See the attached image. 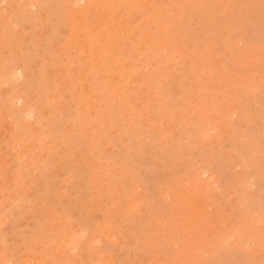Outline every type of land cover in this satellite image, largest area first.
<instances>
[{
    "label": "rangeland",
    "instance_id": "rangeland-1",
    "mask_svg": "<svg viewBox=\"0 0 264 264\" xmlns=\"http://www.w3.org/2000/svg\"><path fill=\"white\" fill-rule=\"evenodd\" d=\"M0 52V264H264V0H0Z\"/></svg>",
    "mask_w": 264,
    "mask_h": 264
},
{
    "label": "bare ground",
    "instance_id": "bare-ground-1",
    "mask_svg": "<svg viewBox=\"0 0 264 264\" xmlns=\"http://www.w3.org/2000/svg\"><path fill=\"white\" fill-rule=\"evenodd\" d=\"M102 20H104V19H102ZM105 22L108 23L107 20H106ZM100 25H104V24H99V26H100ZM55 50H56V49H55ZM0 53H1V52H0ZM102 56H104L105 58L108 56V58H109V55H108V54H105V53H104V54H101V57H102ZM109 62H110V60H109ZM87 65H88V64H87ZM89 65H90V64H89ZM133 67H134V65H133ZM59 75H60V74H59ZM86 76H87V75H86ZM86 76H85V77H86ZM60 77H61V76H60ZM83 77H84V76H83ZM85 77H84V78H85ZM15 80H16V79H15ZM92 100H93V99H92ZM92 102H93V101H92ZM117 105H118V104H117ZM28 114H29V113H28ZM70 115H71V114H70ZM25 116H27V115H25ZM20 126H21V125H20ZM20 137H21V136H20ZM156 138H157V137H156ZM12 143H13V142H12ZM171 161H172V160H171ZM95 226H96V225H95ZM75 244H76V243H75ZM62 246H63V245H62ZM69 252H70V251H69ZM51 255H53V254H51ZM76 257H77V256H76Z\"/></svg>",
    "mask_w": 264,
    "mask_h": 264
}]
</instances>
